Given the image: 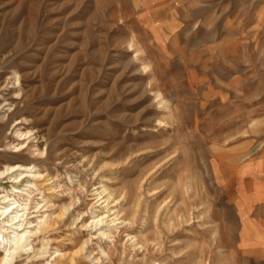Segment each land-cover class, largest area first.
<instances>
[{
    "label": "rangeland",
    "instance_id": "1",
    "mask_svg": "<svg viewBox=\"0 0 264 264\" xmlns=\"http://www.w3.org/2000/svg\"><path fill=\"white\" fill-rule=\"evenodd\" d=\"M13 165L12 264H264V0H0Z\"/></svg>",
    "mask_w": 264,
    "mask_h": 264
},
{
    "label": "bare ground",
    "instance_id": "2",
    "mask_svg": "<svg viewBox=\"0 0 264 264\" xmlns=\"http://www.w3.org/2000/svg\"><path fill=\"white\" fill-rule=\"evenodd\" d=\"M32 168L34 167H26L23 165H13L12 167L6 166L4 167V170H0V179L4 176L13 175H15L14 178L16 179L17 177H20L24 174H29V172L31 173L30 170H32ZM34 176L36 178H42V176L38 173H36ZM32 186L33 185L29 183L25 190L18 191L14 189L12 195H25L28 197ZM100 188L101 189L97 195L102 196V200L105 198L102 203L108 204V196H104L106 190L103 187ZM235 203L238 205L240 200H236ZM24 210L25 208H23L21 204H18L16 200L8 199L6 196H0V217H2V219H0V264H12L15 254L24 251V249L26 250V248H29L26 244V241L30 233L26 229L31 227H25L26 225H30V223H24ZM116 218L117 215L113 218V221L116 220ZM100 220L101 219H99L98 222ZM39 227L40 226H37V229Z\"/></svg>",
    "mask_w": 264,
    "mask_h": 264
}]
</instances>
